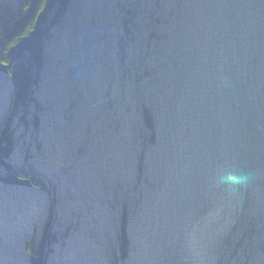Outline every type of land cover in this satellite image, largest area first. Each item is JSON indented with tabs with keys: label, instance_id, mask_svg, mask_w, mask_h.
I'll use <instances>...</instances> for the list:
<instances>
[{
	"label": "water",
	"instance_id": "water-1",
	"mask_svg": "<svg viewBox=\"0 0 264 264\" xmlns=\"http://www.w3.org/2000/svg\"><path fill=\"white\" fill-rule=\"evenodd\" d=\"M0 264H264V0H0Z\"/></svg>",
	"mask_w": 264,
	"mask_h": 264
}]
</instances>
